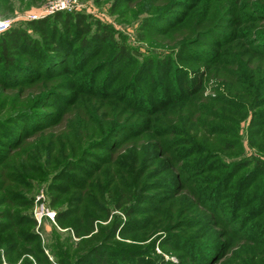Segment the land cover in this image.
Returning a JSON list of instances; mask_svg holds the SVG:
<instances>
[{"label": "rangeland", "instance_id": "rangeland-1", "mask_svg": "<svg viewBox=\"0 0 264 264\" xmlns=\"http://www.w3.org/2000/svg\"><path fill=\"white\" fill-rule=\"evenodd\" d=\"M59 1H63L65 7L50 9ZM230 2H237L236 8H232ZM260 6H264V0H0L3 31L17 28L28 33L30 40L46 45L54 39L50 25L57 27L56 49L51 50L48 46L35 54L37 66H33V71L38 73H46L48 69L62 72L60 88L56 89L59 97L54 100L56 108L71 100L75 91L91 87L112 95L110 99L114 105H136L143 113L133 114V121L139 118L140 122L149 117L147 111L158 109L160 104L164 105L163 109L165 104H170V110L176 109L186 98L193 99L200 91L204 97L221 98V105H225L218 114L224 116L217 119L219 130L213 137L226 141L231 148L220 152L217 158L213 144L205 147L203 142H197L199 134L188 133L189 143L173 133L164 137L169 155L158 161H164L163 164L172 168L157 176V181L162 179L158 185L161 187L149 192L155 198L153 205L160 208L162 201H157L162 194L172 192L164 185V178L169 174L171 184L179 181L180 186L184 184L202 193L200 199L205 209L200 211L198 218L202 224L189 230L187 236L191 241L200 242L203 250H193V257L198 261L208 255L214 241L219 240L225 245L216 248L221 253L230 243L233 246L240 244L246 253L254 244L241 239L253 237L250 239L254 240L262 256L247 264H264V77L256 81L251 90L259 97L255 108L241 99L246 97L244 92L240 93L242 97L233 98L228 106L231 98L227 87L219 78L213 77V70L219 65L223 69H233L227 61L235 59L236 54L248 55L252 47L262 49L259 39L247 35L248 30L258 31L257 24L264 22V19L255 20L253 14L258 11L264 16ZM68 13L86 17L90 28L88 41L102 25L111 39L79 46L75 32L65 29L55 19L57 15ZM37 20H44L43 28L29 26V21ZM147 20L150 22L146 24ZM235 37L237 45L231 51L223 43ZM123 46L128 54L114 58L117 47ZM24 51L29 53V49ZM24 51L19 53V61H24ZM261 56L259 63L263 60ZM152 61L166 63L151 67ZM46 65L51 66L47 68ZM163 69H170L168 75ZM174 98L179 100L171 102ZM156 128L160 126L156 125ZM152 129L155 130V125ZM148 143L152 145V141ZM257 160L261 162L259 170L254 167ZM56 168H43L41 172L25 176L26 183L18 187L25 198L17 195L11 206L0 195V264H93L95 255L105 253L104 248L97 251L99 244L114 249L115 252L112 248L108 250L110 257L112 252L114 264L194 263L180 253L165 249V245L177 244L182 249L192 250L191 244L165 238L169 237L167 231L147 235L144 229L130 237L128 228L124 227V234L116 233L114 239L105 243L104 238L99 237L80 242L69 226L70 216L65 218L64 228L55 219V214L68 206L67 194L55 203L52 200L55 195L51 193V185H65L63 181L54 180ZM163 207L162 211H165ZM212 212L216 213L215 218L210 217ZM112 215L125 220L122 210L112 211ZM11 216L15 220L10 219ZM145 217L136 216L139 219ZM215 222L219 224L214 227ZM176 232L183 233L182 230ZM136 257L142 260L141 263ZM218 262L210 260L208 264Z\"/></svg>", "mask_w": 264, "mask_h": 264}, {"label": "trees", "instance_id": "trees-1", "mask_svg": "<svg viewBox=\"0 0 264 264\" xmlns=\"http://www.w3.org/2000/svg\"><path fill=\"white\" fill-rule=\"evenodd\" d=\"M230 3L232 8H236L237 2ZM260 8L264 11V6ZM261 13H253L255 20L264 19ZM55 19L65 29L75 32L81 47L87 43L91 45L111 39L106 27L102 25L98 27L100 31L90 38L94 39L88 41L90 28L83 14L68 13L64 16L57 15ZM149 22L147 20L145 23ZM43 23L44 20L29 21V26L41 29ZM50 26V34L54 39L46 45L30 40L28 33L17 28L7 29L0 34V137L4 138H0V195L4 201L11 206L17 195L25 198L18 187L26 183L25 176L29 173L57 166L54 180L63 181L65 185H51V193L55 195L52 200L55 203L67 194L68 206L57 212L55 219L64 228V220L70 216L72 221L69 226L80 242L99 237L104 238L105 243L114 239L116 233L124 234L122 229L126 227L130 237L144 229L147 230V235L167 231L169 237L165 238H176L185 244H191V251L182 249L177 244L164 247L176 254L180 253L191 262L194 261L193 264H208L210 260L215 263L220 260L218 264H247L261 258V250L250 239L253 237H243L241 240L244 242L254 244L252 248L248 247L246 253L240 244L233 246L231 243L226 244L225 252L221 253L216 248H222L224 244L218 240L209 247L208 255L198 261L193 257V250H203L200 242L191 241L187 236L190 235L189 230L202 224L198 219L200 211L205 209L204 202L200 199L202 193L197 189L187 188L184 184L180 186L179 181L171 184L167 174V183L164 178V185L172 189V192L163 193V198L157 201H162L161 209L153 205L156 203L154 195L149 194L153 188L161 187L158 185L159 181L162 183V179L157 181V176L172 168L163 164L164 161H158L159 158L169 155L164 137L173 133L189 143L188 133L199 134L197 142H203L205 147L212 144L219 146L217 149L213 147L217 158L220 152L231 148L226 141L213 137L219 130L217 119L224 116L218 114L221 106L225 105H221V98L214 100L204 97L200 91L193 99L186 98L176 109H168L170 104H165L163 109L164 105L160 104L158 109L147 111L149 117L141 119L140 122L139 118L133 121V114L143 113L136 105H114L115 102L110 99L112 95L100 93L91 87L84 91H75L71 100L56 108L54 100L59 97L56 89L60 88L62 72L54 69H48L46 73L33 71L34 64L37 66L35 54L48 46L51 50L57 47L54 42L58 35L57 27L53 24ZM257 27L258 31L248 30L247 35L252 34L259 39L262 43L260 51L257 47H252L248 55L233 53L235 59L227 61L233 69H223L219 65L213 70V77L219 78L227 87L231 98L228 106L232 104L233 98L241 96V92L246 93L245 99L241 98L246 105L250 104L252 108L258 105L259 97L253 95L251 90L255 87V82L264 77V22L257 24ZM223 44L232 51L237 45V38ZM123 48L124 46L117 47L114 58L128 54ZM24 49H29V53L26 54ZM21 50L24 51V61L18 60ZM259 55H262V63L258 61ZM162 63L166 61H152L149 65L161 66ZM166 65L167 68L170 67L169 63ZM50 66L46 65L47 68ZM163 70L168 75L170 69ZM238 85L246 91L241 90ZM49 95H52V99L48 98ZM180 98L185 99V96ZM178 100L174 98L171 102ZM185 117L189 118L186 120ZM179 120L183 122H178ZM153 125L155 130L152 129ZM156 125L160 128L157 129ZM149 141H152V145H149ZM260 163L257 160L254 167L258 169ZM162 207L165 211H162ZM120 210L123 212L124 221L111 216L112 211ZM215 214L212 212L210 217L215 218ZM136 216L146 217L139 219ZM10 219L15 220V217L11 216ZM106 221L108 222L105 223ZM218 224L215 222L213 226ZM176 230H182L183 233H177ZM102 231H105L104 235ZM102 245L97 246V251L104 248L105 253L95 255L93 264H114L111 259L112 252L111 257L108 253L112 247ZM112 250L115 252L113 248ZM136 258L141 263L142 260ZM162 264H166V261H162Z\"/></svg>", "mask_w": 264, "mask_h": 264}, {"label": "built area", "instance_id": "built-area-1", "mask_svg": "<svg viewBox=\"0 0 264 264\" xmlns=\"http://www.w3.org/2000/svg\"><path fill=\"white\" fill-rule=\"evenodd\" d=\"M62 7H65L64 2H63V1H59V2L56 3L55 5H52V6L50 7V9H56V8L59 9V8H62ZM4 28H5V26L0 25V31H3Z\"/></svg>", "mask_w": 264, "mask_h": 264}]
</instances>
